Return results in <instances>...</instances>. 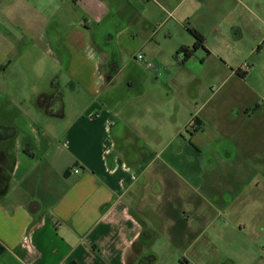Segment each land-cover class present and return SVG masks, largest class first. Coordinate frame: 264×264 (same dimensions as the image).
<instances>
[{
  "label": "crops",
  "instance_id": "0c3cea01",
  "mask_svg": "<svg viewBox=\"0 0 264 264\" xmlns=\"http://www.w3.org/2000/svg\"><path fill=\"white\" fill-rule=\"evenodd\" d=\"M192 29L205 49L181 64ZM262 109L264 0H0V124L17 131L1 145L0 264H138L160 235L177 251H217L221 213L185 211L184 197L173 211L161 171L182 188L180 170L202 182L201 150L240 120L262 123ZM155 153L184 159L155 166ZM235 170L264 174V155Z\"/></svg>",
  "mask_w": 264,
  "mask_h": 264
},
{
  "label": "rangeland",
  "instance_id": "374dc122",
  "mask_svg": "<svg viewBox=\"0 0 264 264\" xmlns=\"http://www.w3.org/2000/svg\"><path fill=\"white\" fill-rule=\"evenodd\" d=\"M262 112V123L258 115L251 119L240 120L238 123L243 124L241 127L243 133H233L234 137L228 142L217 140L212 146H209L210 151H207L206 148L201 150L203 152L201 165L202 170H205L202 182L199 181V178L194 179L192 173L180 170L178 173L183 174L191 182V185L187 183L182 188L177 179L173 180L170 172L161 171L169 196L175 199L171 203L173 211L182 210L181 197H184L186 199L185 211L196 210L199 206L203 210L207 209L215 214L221 213L217 226L212 230L210 237L215 239L217 251H177L167 247L164 243L165 238L160 235L152 249L146 251L143 256L154 255L157 260L156 264H231V262L264 264V219L256 218V214L264 212V174L260 170L244 171L243 176L240 177L243 179L241 181L237 180L241 172L229 171L231 167L236 168V164L240 163L251 169L259 158L261 161V157L264 155V138L261 139L260 135L247 133L248 131L252 133L260 131L259 127L264 125V110ZM58 130L61 131V128ZM184 135L187 139H191L186 133ZM215 150L219 152L217 153ZM223 150L229 154L225 155ZM161 158L168 159L170 163L177 166L178 162L181 163L184 159V157H178V154L176 156L171 154L158 156L155 153L153 155L155 166H159ZM190 158L189 155H185L186 162H190L192 160ZM226 164L228 165L227 171H225ZM231 175L233 179L230 178ZM246 177H248V181H246ZM229 183L235 192L233 193L234 197L229 196L228 200L226 190ZM238 183L242 191L238 189ZM197 195L206 199L208 204L203 201L199 202L201 199Z\"/></svg>",
  "mask_w": 264,
  "mask_h": 264
},
{
  "label": "trees",
  "instance_id": "16d2710c",
  "mask_svg": "<svg viewBox=\"0 0 264 264\" xmlns=\"http://www.w3.org/2000/svg\"><path fill=\"white\" fill-rule=\"evenodd\" d=\"M193 38L195 39V44L192 48H181L175 55V59L181 63L185 64L188 62L197 51L205 49V38L204 36L196 30H189ZM57 100L63 102V92L59 91L55 96ZM195 127H200L198 122H195ZM198 131V130H197ZM17 135V131L14 127H6L0 124V198L4 196L6 189L8 187L9 179L11 178V167L8 163V158L6 153L1 150V145L5 142L13 140ZM5 252V249L0 246V255ZM156 257L154 255L143 256L138 260V264H156Z\"/></svg>",
  "mask_w": 264,
  "mask_h": 264
},
{
  "label": "built area",
  "instance_id": "2783aa9c",
  "mask_svg": "<svg viewBox=\"0 0 264 264\" xmlns=\"http://www.w3.org/2000/svg\"><path fill=\"white\" fill-rule=\"evenodd\" d=\"M136 60L139 62V63H143L146 65V68L149 70V71H154L156 74H161L162 73V70L159 68V66L157 64H155L154 62L152 61H148L144 55H139L136 57ZM74 173L78 174L80 173V170H74Z\"/></svg>",
  "mask_w": 264,
  "mask_h": 264
}]
</instances>
